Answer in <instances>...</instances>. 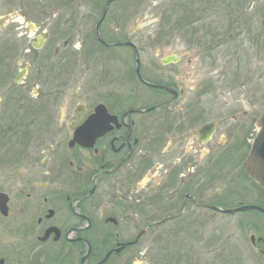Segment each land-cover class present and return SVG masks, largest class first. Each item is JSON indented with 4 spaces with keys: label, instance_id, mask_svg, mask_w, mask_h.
Instances as JSON below:
<instances>
[{
    "label": "flooded vegetation",
    "instance_id": "af4514ba",
    "mask_svg": "<svg viewBox=\"0 0 264 264\" xmlns=\"http://www.w3.org/2000/svg\"><path fill=\"white\" fill-rule=\"evenodd\" d=\"M56 8V19L69 13V6ZM39 18L40 22H31V26L45 29V34L36 33L28 40L27 49L21 50L27 55L44 51L49 40L47 31L54 26L53 32L64 36L62 45L51 56V64L56 61L54 70L45 75L42 69L21 67L10 85L7 77L11 70L4 69L0 77L4 115L0 125L18 127L12 135L15 144L22 145L24 138L30 142L36 139L28 136L29 131L22 134L21 126L40 125L39 133L45 134L39 142L36 140L34 149L21 150V155L27 156H19V164L3 176V264H134L135 245L148 232L146 250L156 238L169 242L184 226L195 224L207 211L215 210L211 189L215 180L229 174L233 175L230 182L239 188L245 185L244 194L241 192L244 200L239 201H264V189L244 166L257 117L249 119V126L243 118L246 110L241 118L233 113V120L240 121L228 128L229 135L215 137L221 124L210 118L208 109L199 107L198 87L182 85V72L176 75L144 70L141 61L137 71V47L118 44L131 40L110 41L97 34L96 28L95 41L103 49L131 50V54L111 57H125L132 67L121 72L123 80L112 82L116 91H101L100 95L96 93L99 98L95 102L84 99L67 110L60 102V94L81 78V33L77 32V23L68 19L63 23L53 21V25ZM171 56L160 57V64L164 65L163 60ZM180 60L178 56L174 63ZM16 64L22 66L21 58ZM42 84H48L47 91H43ZM96 107L105 109L98 112L96 119L102 132L89 146L82 145L74 138L75 130ZM28 114L37 117L26 118ZM220 114L225 117L227 112ZM46 136L52 140L47 146L42 143ZM5 138L0 134V149L7 142ZM10 188H14L15 197ZM135 201L144 202L147 224L133 242L143 230L134 235ZM167 221L174 226L152 230Z\"/></svg>",
    "mask_w": 264,
    "mask_h": 264
},
{
    "label": "rangeland",
    "instance_id": "374dc122",
    "mask_svg": "<svg viewBox=\"0 0 264 264\" xmlns=\"http://www.w3.org/2000/svg\"><path fill=\"white\" fill-rule=\"evenodd\" d=\"M183 1L111 0L107 5L108 0H0V77L4 74V69L11 70L7 77V85H10L21 67H28L31 71L42 69L45 75L52 73L55 68L52 66L56 61L51 64V56L55 48L62 45L64 37L61 33L53 32L54 26L51 25L53 30L50 28L47 31L49 40L44 51L37 55H27L21 48L27 49L28 40L36 33L45 34V29L31 26V22H40L39 17L45 23L53 25L58 20L63 23L68 19L72 24L77 23L75 27L78 34L81 33L78 38L83 40L84 56L80 65L81 78L60 94L61 104L68 110L70 105H76L84 99L95 102L99 98L96 93L101 91L103 94L116 91L112 82L123 80L121 72L131 68L132 62L122 56L114 59L111 55L131 54V50H106L95 41L94 28L105 12L96 29L97 34L99 32L100 36L110 41H133L138 49L136 57H139L144 70L176 75L182 72V85H196L199 107L208 109L210 118L221 124L215 137L219 138L222 133L229 135L228 128L240 121L232 118V114L236 112L241 118L242 111L246 110L247 116L243 118L250 126L249 119H259L264 112V0H247L238 14L240 21L234 20L235 17L233 21L227 19L221 9L200 15L192 5L193 10L186 12L180 6L177 7ZM62 5L69 6V13L60 14L59 19H56L53 16L58 10L56 7ZM42 12L46 14H41ZM181 16L192 23L184 29L178 24L181 29L190 34L195 30L196 35L206 36L205 40L209 41L207 45L212 48H205V43L197 46L194 44L195 39L190 41L187 34L183 31L180 33L181 30H178L180 34L171 38L163 35L162 29L167 31L170 24ZM229 27L233 31L228 32L227 37L225 34V38L216 33ZM206 28L209 31L206 32ZM171 53L180 56V62L161 65L160 57ZM19 58L22 66L16 64ZM37 59L41 62L38 63ZM111 72H114L113 76ZM5 74H9L7 70ZM47 85L42 84L43 91L48 90ZM121 90L122 87L119 91ZM68 101L72 102L68 104ZM2 112L3 108L0 107V117L4 116ZM58 112L56 110V118ZM223 112H227L225 117L220 114ZM35 117L37 115L32 117L28 114L26 118ZM256 125L255 135L259 130L258 121ZM21 127L22 134L29 131L26 132L30 134L28 136L36 139L30 142L31 139L27 141L24 138L23 146L15 144L12 135L17 133L18 127L8 123L0 125V134H5L7 141L3 142L0 149V188L5 187L3 176L9 175L19 164V156H27L25 153V156L21 155L20 151L34 149L36 140L39 142V138L45 136L39 133L42 129L40 125ZM51 141L48 136L42 139L46 146ZM231 176L233 175L229 174L226 178L215 180L214 188L211 189L214 191L215 201L212 202L215 205L230 208L240 202L264 206V201H239L244 198L241 197V192L244 194L245 185L239 188L236 183L229 181ZM9 191L16 196L14 188ZM54 191L56 192L51 190ZM144 211V202L135 201L134 235L147 224ZM170 225L174 226L173 222L167 221L152 230L159 231ZM181 230L182 232L169 238V242L164 243V239L160 241L161 237L156 238L148 250L145 246L149 232L141 237L135 245L134 264H264V216L256 211L224 214L218 210H210L205 217L200 216L198 222L184 226Z\"/></svg>",
    "mask_w": 264,
    "mask_h": 264
},
{
    "label": "water",
    "instance_id": "95a60500",
    "mask_svg": "<svg viewBox=\"0 0 264 264\" xmlns=\"http://www.w3.org/2000/svg\"><path fill=\"white\" fill-rule=\"evenodd\" d=\"M111 2V0H108L107 5ZM105 12L101 16V18L98 20L96 29L98 28V25L101 23ZM119 45H132L134 44L132 42H125V43H118ZM177 60L176 55L173 54L170 58H167L166 60H163L164 64H167L169 62H175ZM136 70H139V59L136 58ZM100 110H104V108L96 107L95 111L92 115H90L87 120L79 126L74 133V138L77 142H80L82 145H88L92 143V141L101 134L102 130L100 129V126H98V122L96 119L98 118V112ZM258 126L259 130L256 134V136L253 139L249 154L245 160L244 166L247 169L249 175H251L263 188H264V113L261 115V117L258 120ZM6 194L0 193V199L5 198ZM215 210H219L223 213H235L238 211H246V210H256L264 214V208L259 207L257 205H242L234 208H219L216 206L212 207ZM144 232L142 230L135 238L133 242H136L139 238V236ZM0 264H3L2 261H0Z\"/></svg>",
    "mask_w": 264,
    "mask_h": 264
},
{
    "label": "trees",
    "instance_id": "16d2710c",
    "mask_svg": "<svg viewBox=\"0 0 264 264\" xmlns=\"http://www.w3.org/2000/svg\"><path fill=\"white\" fill-rule=\"evenodd\" d=\"M247 0H184L183 2H181L180 4L177 5L180 6L181 8H183V10H188V12L192 11L191 7L193 5V7L198 9V12H200L201 14H207L208 12H212V11H216V9H221V11H223V13L226 14V18L229 20L233 21V17L234 20H239L240 16L238 17V14L240 12V9L243 8V6L245 5V2ZM182 5V6H181ZM229 15V16H228ZM182 22V23H180ZM240 23V22H239ZM182 25L183 29L185 27L190 26V24L192 25L191 22H189L188 20H184V18L181 16L179 18H176L175 22L170 24L171 27L166 29H162V33L165 37L171 38L177 34H182L183 29H181L180 25ZM224 27V25H223ZM221 28V27H218ZM204 29V28H203ZM216 29V28H215ZM178 30H181V32L179 33ZM200 30V29H199ZM209 31V28H206V32ZM232 27L229 28H224L219 30L218 32L216 31V33L218 35H222L227 37V33L232 32ZM236 31V30H235ZM214 32V31H212ZM184 34H187L189 36V38L191 39L190 41L195 39V43L197 46H203V44L205 43V48H212L211 45H207V43L209 44V41L205 40L204 35H196L195 30L193 33H189L188 31H183ZM189 33V34H188ZM213 34V33H212ZM211 35V34H210ZM207 36H209V33L207 34ZM225 38V37H223ZM221 41H224L223 39H221ZM191 43V42H190ZM158 264H163V263H158Z\"/></svg>",
    "mask_w": 264,
    "mask_h": 264
}]
</instances>
